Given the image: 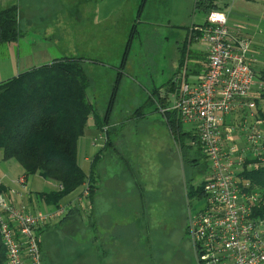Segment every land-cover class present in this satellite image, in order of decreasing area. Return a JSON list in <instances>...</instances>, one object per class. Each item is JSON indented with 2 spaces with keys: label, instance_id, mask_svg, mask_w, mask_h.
Instances as JSON below:
<instances>
[{
  "label": "rangeland",
  "instance_id": "374dc122",
  "mask_svg": "<svg viewBox=\"0 0 264 264\" xmlns=\"http://www.w3.org/2000/svg\"><path fill=\"white\" fill-rule=\"evenodd\" d=\"M42 1L19 6L23 22L28 18L32 28L19 45L12 42L13 51L10 43H0V57L12 55L20 73L54 58L83 57L88 98L100 119L109 113L104 127H96L93 116L88 120L77 146L78 163L86 173L94 154L99 157L94 171L99 194L101 172L105 176L106 189L99 198L104 211L98 203L96 220L83 190L82 199L71 205L79 212L60 225L49 224L42 234L45 264H200L187 226L205 199L189 191L205 180L211 164L192 137L181 143L173 135L168 106L154 89L167 86L176 74L183 48L187 54L188 30L203 23L206 13L195 9V0H65V6L74 1L78 6L81 19L72 23L65 8L53 11ZM240 4L251 13L264 8V0ZM197 42L190 43L192 51L204 48ZM130 117L137 119L115 124ZM1 157L4 171L10 163ZM37 178L29 175L24 192L33 189ZM134 219L144 225L136 228Z\"/></svg>",
  "mask_w": 264,
  "mask_h": 264
},
{
  "label": "built area",
  "instance_id": "2783aa9c",
  "mask_svg": "<svg viewBox=\"0 0 264 264\" xmlns=\"http://www.w3.org/2000/svg\"><path fill=\"white\" fill-rule=\"evenodd\" d=\"M227 23V14L214 9L192 26L191 37L207 46L206 66L196 82L184 74L176 79L179 88L168 110L194 126L211 164L203 181L205 204L188 224L198 262L264 264V81L250 38ZM238 113L240 123L230 119ZM19 182L24 185V178ZM1 183L0 234L7 263L43 264L40 231L69 207L27 211L2 191ZM88 192L86 185L84 198Z\"/></svg>",
  "mask_w": 264,
  "mask_h": 264
},
{
  "label": "trees",
  "instance_id": "16d2710c",
  "mask_svg": "<svg viewBox=\"0 0 264 264\" xmlns=\"http://www.w3.org/2000/svg\"><path fill=\"white\" fill-rule=\"evenodd\" d=\"M215 2L216 0H195V9L204 11L208 16L216 9ZM19 15L18 5L0 10V43L17 42L23 37ZM182 53L181 66L185 62V48ZM83 63V57H60L0 82V154L2 153L3 160L18 161L26 175L40 173L58 184L54 190L41 193L46 204L52 207L60 206L66 196L79 187L88 185L87 198L92 204L90 212L94 213L93 217L97 220L94 211L98 208L96 205L99 203L102 208L104 206L99 200L101 192H96L100 187L96 183V167L93 164L89 173L84 171L78 163L77 146L89 118L93 116L98 126L104 127L109 113L105 119H100L95 105L89 100V80ZM259 77L264 81V71ZM262 97L264 100V92ZM114 99L115 93L112 104ZM260 111L264 116V112ZM166 115L173 135L180 137L181 143L183 137L187 136L192 137L199 145L193 132L183 130V122L174 110H167ZM185 146L183 145V152L186 153ZM196 161L195 158L194 163ZM203 184L204 182L197 189L192 187L193 191L190 189L189 193L202 196ZM79 209L78 206H70L55 224L68 221ZM143 221L134 219L131 224L136 222V228L140 229L144 225ZM50 225L40 232L43 234ZM41 250L45 264L43 243ZM0 264H8L1 234Z\"/></svg>",
  "mask_w": 264,
  "mask_h": 264
},
{
  "label": "crops",
  "instance_id": "0c3cea01",
  "mask_svg": "<svg viewBox=\"0 0 264 264\" xmlns=\"http://www.w3.org/2000/svg\"><path fill=\"white\" fill-rule=\"evenodd\" d=\"M18 1L20 2L18 6L21 7V4L22 5H25V4L33 5L36 0H23V1L18 0ZM229 1L230 0H216L215 2L216 9L222 10L227 14V17H228L227 24L231 30L240 29L245 35H247L250 38L252 50L254 51L255 56L258 59L257 64H256V71L259 77L260 73L264 71V8L262 9L261 13H258V12L251 13V12L242 10L241 9L242 4L240 3L246 2L247 4H249V6H251L253 4V1L255 0H234V5H232V8L229 7ZM42 2H44V4L45 2H47L49 8L53 11H56L58 9L63 10V8H65L72 23H77L79 22L78 20L81 19L78 13V6L76 5V1L73 2L72 7L67 6V5L65 6V3H66L65 0H43ZM42 2H39V4H41ZM15 3L16 1L14 0H0V10H3L12 5H17ZM45 8H46V4H45ZM68 15L66 16V18L68 17ZM35 18H37V16H35ZM23 19H24L23 15L20 11L19 23L20 25L21 23L24 24V26L22 27L23 29L20 27L22 31L24 32V35L23 37L19 39V41H17L18 45L20 44L22 40L26 38L27 28L28 27L32 28L31 24H29V19L27 18L25 22H23ZM205 19H206V16H205ZM51 24L52 23H50V26ZM44 27L48 28L47 25H45ZM191 28L188 30V33L186 36L189 44L187 48L186 59H185L183 66H181V57H180L178 66L175 71L176 74L174 72L175 75L173 76L171 80L167 82L168 85L165 86L163 84L160 87L154 89L156 91L158 90L157 92L160 95L162 94L161 97L164 98L165 100L164 104L168 106V108L172 106L174 98H175L174 96L176 95L178 88H179V82H177L176 79L179 76H183L184 74L190 83L196 82L198 77L204 71L205 66H206L207 46L202 41V43L204 44V48L203 49L199 48L195 51H192L190 47V43L192 41L197 42L201 40H196L194 37L190 36ZM9 46H10V49L13 51L12 43H10ZM32 64L31 65L34 66L37 63L33 62ZM20 72L21 70L17 69L14 66V57L12 55L7 56V57H0V82L5 79L16 76ZM238 114H235L230 119L235 120L236 122L240 123V120H242L243 117L241 115V117L238 118L237 117ZM136 119L137 118L135 117H130L129 119H126L123 122H120V123L116 122L115 124L118 126L120 125L123 126V124L127 125V123H129L130 121H133ZM248 119L249 120L252 119V116H249ZM94 120H95L96 127H99L95 118ZM190 125L192 126L191 132L195 134L194 126L192 124ZM183 130L186 131V129H184V124H183ZM99 131H100V128H99ZM186 132H189V131H186ZM122 155L123 154L120 153V156ZM94 156L95 157L93 158V161H92L91 170H92L93 164L95 166L99 158L97 157V154L96 155L94 154ZM12 160L13 159L3 160V161H6L7 163H10V166L9 168L5 167L4 171L0 170V181L2 182L1 183L2 191L5 194H7L9 197H11L17 206L27 211L38 212L41 210L54 209L55 207H52L46 204L43 197L41 196V193L50 192L54 190L58 186V184L52 180H48L44 178L42 175H40V173H35L33 175H35L38 178L37 180L35 179V182H34L35 185L33 189H31L29 193L24 192L25 191L24 186L28 183L29 175H26L25 170L21 165L19 166V164H15V162H12ZM101 175H102L101 176V195H103L106 189V180L102 172H101ZM22 178H24L25 180L24 185L21 184V182H19V180H21ZM48 186H50V188H48ZM85 187L86 185L81 186L77 190H75L74 192L66 196L62 200L61 205L68 208L71 205H73L75 202H77L78 200L77 198L80 197V199H82L81 193L85 189ZM34 202L36 203L34 204Z\"/></svg>",
  "mask_w": 264,
  "mask_h": 264
}]
</instances>
